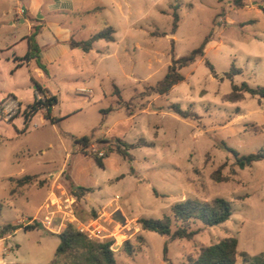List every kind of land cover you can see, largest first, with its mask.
I'll return each instance as SVG.
<instances>
[{
	"label": "rangeland",
	"instance_id": "374dc122",
	"mask_svg": "<svg viewBox=\"0 0 264 264\" xmlns=\"http://www.w3.org/2000/svg\"><path fill=\"white\" fill-rule=\"evenodd\" d=\"M176 8L180 21L172 34ZM46 21L71 30L67 44L106 26L115 41L100 40L84 53L69 44L55 48L44 36L40 55L48 74L42 71L40 82L57 98V122L43 110L24 130L23 112L38 94L32 80L39 81L38 68L34 61L13 67L29 46L27 40L16 51L11 46L35 27L42 32ZM210 33L205 56L181 70L184 82L162 96L142 95L164 78L173 56L188 55ZM232 66L242 74L226 78ZM243 83L264 87V0H0V229L23 226L5 236L4 263L49 264L60 243L56 234L72 221L93 239H113L121 264L187 263L228 237L239 240L236 264H264V160L239 169L227 149L241 156L264 150V99H227ZM175 104L196 119L180 117ZM84 136L92 137L89 156L74 141ZM116 138L146 145L131 150L128 160L108 153ZM93 155L104 157V167ZM218 170L232 180L215 181ZM29 175L39 177L22 188L11 181ZM217 198L230 202L231 218L212 227L194 222L199 233L192 241H171L138 223L171 215L186 199ZM126 241L141 252L128 255Z\"/></svg>",
	"mask_w": 264,
	"mask_h": 264
},
{
	"label": "trees",
	"instance_id": "16d2710c",
	"mask_svg": "<svg viewBox=\"0 0 264 264\" xmlns=\"http://www.w3.org/2000/svg\"><path fill=\"white\" fill-rule=\"evenodd\" d=\"M242 4V0H238V5ZM90 13V12H89ZM180 16L177 13V8L173 13L172 34H175L178 30V24ZM41 33L40 27H35L34 32L28 37L29 49L24 57L18 58L20 63L16 66L21 67L25 63L35 62L37 68L42 70L45 74H48L47 66L41 59V48L37 42V36ZM115 31L111 26L106 28L92 36L88 40H76L72 38L69 41V46L72 49H80L84 53H90L96 42L104 40L108 43L115 41ZM167 36V33L163 34ZM212 39V34L207 35L200 46L188 55L176 58L173 56L172 64L170 65L168 72L163 79L158 81L155 85L148 86L143 96L152 95H165L168 94L174 86L185 81V76L181 73V70L188 67L198 59H202L205 56L206 46ZM206 65L214 72V66L210 62H206ZM242 74V70L232 66L229 72L225 74L226 78L232 79L235 75ZM35 89L37 92L44 94L45 101H35L32 105H28L23 112L25 129L26 130L38 112L45 110L44 117L52 124H55L57 120L52 115L53 108L57 103L55 96H47L49 91L39 84L33 77ZM119 94V90H115ZM46 94V95H45ZM248 94L252 97H258L264 99V87H251L247 83L242 85H234L232 92L228 95V101L238 102L242 101ZM120 105L128 106L126 102H121ZM21 107V104H20ZM173 111L182 118L196 119V114L183 110L180 105L175 104L172 107ZM110 108L104 110L103 113L107 114L112 111ZM75 143L81 148L82 153L90 155L88 149L92 145V137L84 136L74 138ZM114 145L108 148V153L116 152L122 155L125 159L133 160V156L130 153L131 150L146 145V142L140 140L136 143H127L126 141L116 138ZM103 143H109V140H103ZM234 157V165L239 169H245L251 167L255 162L264 160V150L256 154H249L241 156L237 151L227 148ZM97 163L104 167L103 156L93 155ZM235 174V172H234ZM38 175H29L20 179L11 178V181L18 188L25 187L26 185L33 184L38 179ZM213 179L217 182H228L232 178L222 177L221 170H218L213 175ZM40 184V182H39ZM85 190V189H84ZM12 193L15 191L13 189ZM82 192L77 191L76 197H81ZM232 216V206L230 202L217 198L211 202L201 203L193 199H186L179 203H176L172 207L171 215H164L161 219L154 218H140L138 223L143 231H150L160 234L161 236H167L171 241L186 239L188 241L194 240L195 236L199 233V230H193L192 225L196 221H200L205 226H217L228 221ZM175 224L176 229L173 230ZM23 226L7 224L0 229V239L9 235L12 231H16ZM26 230H33L31 226H25ZM60 240L55 258L49 264H121L117 261L115 252L112 249L115 241L113 239H107L100 241L93 239L88 233H85L77 227L75 222L68 221L65 229L56 234ZM140 242H144L143 237H139ZM239 240L236 237H228L216 244H212L200 249L196 257L189 256L187 263L182 264H236L238 256ZM124 251L132 256L134 253L141 252V247L135 249L130 241L124 243ZM167 253V244L165 246V254ZM166 259V257H165ZM167 260V259H166ZM20 264V263H16Z\"/></svg>",
	"mask_w": 264,
	"mask_h": 264
},
{
	"label": "crops",
	"instance_id": "0c3cea01",
	"mask_svg": "<svg viewBox=\"0 0 264 264\" xmlns=\"http://www.w3.org/2000/svg\"><path fill=\"white\" fill-rule=\"evenodd\" d=\"M71 35H72V32H71V30L70 29H65V28H62L61 26H60V24L59 23H57V22H55V21H46V24L44 25V27H43V29H42V32L37 36V42L39 43V46L41 47V44H42V41H43V37L44 36H50V37H52V39H53V43H52V46H55V48L56 47H65V48H67V49H69L67 46H64V45H68L66 42L70 39V37H71ZM28 41V36H24L23 38H21L18 42H16L13 46H11V47H13V50H15L14 49V46L16 45V44H18V43H20V42H24V41ZM28 46H29V43H28ZM70 49H72V48H70ZM16 51V50H15ZM68 52H71L72 53V51H68ZM27 53V52H26ZM25 53V54H26ZM22 56V55H21ZM25 55H23L22 57H24ZM60 58H57V59H55L54 60V62L56 63L58 60H59ZM8 61H10V60H8ZM20 62L18 61V62H14L13 61V67L15 66H17L18 64H19ZM22 66H24V65H22ZM21 66V67H22ZM26 66V65H25ZM27 66L29 67L30 65H29V63H27ZM35 73L37 74V75H39V81H38V83L39 84H41V85H44V83H42V82H40V79H42V80H45V77H44V75H43V72H42V70H40V69H35ZM47 87V86H46ZM48 88V87H47ZM49 89V88H48ZM21 104V106L23 107V108H25V106H23V104L21 103V102H19V105ZM9 237V236H8ZM8 237H4V238H2V239H0V264H6V263H4V254H3V252L5 251V247L3 246V247H1V245L3 244V245H5L4 243L7 241V238ZM8 264V263H7Z\"/></svg>",
	"mask_w": 264,
	"mask_h": 264
},
{
	"label": "built area",
	"instance_id": "2783aa9c",
	"mask_svg": "<svg viewBox=\"0 0 264 264\" xmlns=\"http://www.w3.org/2000/svg\"><path fill=\"white\" fill-rule=\"evenodd\" d=\"M22 12H24V10H22ZM38 94L36 95V101H45V96L42 94V93H40V92H37Z\"/></svg>",
	"mask_w": 264,
	"mask_h": 264
}]
</instances>
